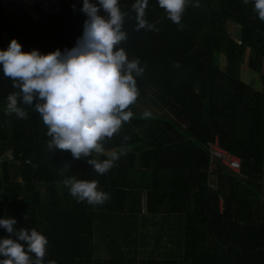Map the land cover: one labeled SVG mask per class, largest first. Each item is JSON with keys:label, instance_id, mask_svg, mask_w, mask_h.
Returning <instances> with one entry per match:
<instances>
[{"label": "trees", "instance_id": "1", "mask_svg": "<svg viewBox=\"0 0 264 264\" xmlns=\"http://www.w3.org/2000/svg\"><path fill=\"white\" fill-rule=\"evenodd\" d=\"M60 2V16L38 10L40 18L32 20L23 6L0 0V49L13 38L22 51L73 47L86 17L82 4ZM133 2L120 0L127 36L120 46L144 72L136 77L133 115L102 142L105 151H124L106 173L86 161L103 154L49 151L47 127L32 106H22L25 118L6 114V98L17 89L0 74V158L11 151L16 159L0 163V217L46 236L43 264H126L94 258V210L165 208L183 215L182 260L134 264H264V76L261 91L241 80L243 66L257 73L264 66V22L251 0H199V6L189 0L179 24L149 0L145 19L155 30L137 29ZM229 23L240 26L239 38L230 35ZM168 101L175 104L173 120L139 113L145 104ZM216 137L239 157L244 177L210 167L204 146ZM68 176L97 181L108 199L78 202L63 184ZM10 235L0 228V237Z\"/></svg>", "mask_w": 264, "mask_h": 264}, {"label": "clouds", "instance_id": "2", "mask_svg": "<svg viewBox=\"0 0 264 264\" xmlns=\"http://www.w3.org/2000/svg\"><path fill=\"white\" fill-rule=\"evenodd\" d=\"M149 0H134L137 29L155 30L145 19ZM176 24L189 0H156ZM248 4L249 0H242ZM259 20L264 22V0H251ZM195 6H199L196 0ZM80 11L86 19L73 47L51 51H22L13 38L0 49V74L17 89L6 98V114L25 118L23 105L32 106L47 127L49 151H70L73 158L103 154V160L87 159L97 174L113 167L123 149L105 151L103 141L117 133L133 115L129 105L138 96L136 77L144 72L137 59H129L121 42L126 40V13L120 0H82ZM146 111L144 116H148ZM68 193L78 202L99 205L108 194L97 181L68 176L63 180ZM14 217H0V228L13 234L0 237V264H43L48 240L32 228L17 227ZM48 264H55L49 261Z\"/></svg>", "mask_w": 264, "mask_h": 264}, {"label": "crops", "instance_id": "3", "mask_svg": "<svg viewBox=\"0 0 264 264\" xmlns=\"http://www.w3.org/2000/svg\"><path fill=\"white\" fill-rule=\"evenodd\" d=\"M69 3L72 8L82 4V0H69ZM25 12L32 20L40 18V13L36 9L27 8ZM81 29L83 30V25ZM145 105L154 106L156 104ZM143 107L139 113L144 116ZM148 116L175 119L166 115L149 114ZM113 150L118 153L121 151L120 148L108 151ZM93 228L95 259L111 260L117 258L122 263L134 264L147 260L180 261L183 258V215L167 208L156 213H149L142 209L138 211L94 210Z\"/></svg>", "mask_w": 264, "mask_h": 264}, {"label": "built area", "instance_id": "4", "mask_svg": "<svg viewBox=\"0 0 264 264\" xmlns=\"http://www.w3.org/2000/svg\"><path fill=\"white\" fill-rule=\"evenodd\" d=\"M4 6L17 4L24 8L39 10L47 17H58L63 12V6L60 0H1ZM204 148L207 150L210 159V167L218 164L222 168H226L239 177H244L242 174L241 160L235 154L224 149L216 137L213 141L208 142ZM13 152L9 151L0 158V163L6 161H15ZM19 163V161H17Z\"/></svg>", "mask_w": 264, "mask_h": 264}, {"label": "rangeland", "instance_id": "5", "mask_svg": "<svg viewBox=\"0 0 264 264\" xmlns=\"http://www.w3.org/2000/svg\"><path fill=\"white\" fill-rule=\"evenodd\" d=\"M228 31L230 35H232L235 38H239L241 28L239 25L235 23H229ZM264 76V66L262 68V71L260 73L253 72L249 70L247 67H242L241 70V80L247 83L248 85H251L254 87V89L261 91L262 90V77ZM175 104L172 101L167 102L165 105L162 106H151V105H145L143 107V112L146 111L149 114L154 115H166L170 118H175ZM211 183H214L215 178L212 177L210 179Z\"/></svg>", "mask_w": 264, "mask_h": 264}, {"label": "water", "instance_id": "6", "mask_svg": "<svg viewBox=\"0 0 264 264\" xmlns=\"http://www.w3.org/2000/svg\"><path fill=\"white\" fill-rule=\"evenodd\" d=\"M213 166H214L215 168H219V167H218V166H219L218 164H214Z\"/></svg>", "mask_w": 264, "mask_h": 264}]
</instances>
